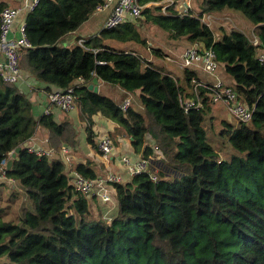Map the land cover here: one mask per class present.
<instances>
[{
  "label": "trees",
  "instance_id": "trees-1",
  "mask_svg": "<svg viewBox=\"0 0 264 264\" xmlns=\"http://www.w3.org/2000/svg\"><path fill=\"white\" fill-rule=\"evenodd\" d=\"M103 1L40 0L26 15L32 46L21 48V67L48 91L74 87L92 145L97 147L93 116L98 112L117 122L111 137H131L136 153H152L146 144L152 135L163 154L152 166L158 177L143 172L114 183L115 214L111 219L100 215L91 207L94 197L76 189L61 158L25 145L40 126L49 130L50 146L74 145L73 123L51 112L35 118L20 81L7 82L0 71V169L21 145L6 176L21 184L30 199L20 208V222L7 218L8 207L0 200V264H264V64L259 60L264 0H201L200 7L191 5L185 12L177 8L181 0L166 9L164 0H140L144 21L169 38L186 37L190 46L212 48L241 100L254 105L250 122L221 118L218 135L233 148L224 158L206 128L217 117L212 90L197 85L202 83L197 73L185 67L179 77L109 41L148 45L144 24L135 21L142 15L61 43ZM230 9L252 21L260 44L237 28L217 36L203 20ZM153 52L162 55L163 50L153 47ZM95 78L128 92L140 90L143 108L123 110L112 97L89 88ZM190 97L201 105L187 109ZM76 168L89 178L98 176L90 164ZM99 204L112 205L101 199Z\"/></svg>",
  "mask_w": 264,
  "mask_h": 264
},
{
  "label": "built area",
  "instance_id": "built-area-1",
  "mask_svg": "<svg viewBox=\"0 0 264 264\" xmlns=\"http://www.w3.org/2000/svg\"><path fill=\"white\" fill-rule=\"evenodd\" d=\"M40 0H25L22 7L6 6L0 13V55L5 58V62H0V71L3 79L7 82H19L24 77L23 68L21 67V48L30 47L32 43L26 34V26L23 23L17 31L14 26L19 14L24 10L30 12L36 8ZM174 0H164V9L174 4ZM181 3V2H180ZM183 4V3H182ZM190 3L183 4L186 11L190 8ZM111 9L109 16L105 21V28L111 29L117 27L128 20L138 18L142 15L143 5L140 0H104L97 6L96 10ZM209 18L203 17V20L209 25ZM251 42L255 45L260 44V39L254 33L249 36ZM80 44L84 43V39L78 40ZM259 60L264 64V49L259 53ZM183 66L190 67L194 64L202 65L208 72L214 73L220 65L216 52L212 48H205L203 45H194L188 48L183 55ZM212 90V101L222 102L228 111L237 119L243 122H250L254 116V105L251 106L241 100L237 91L230 85L221 80L215 83H197ZM50 101L60 107L64 111H72L77 106V98L74 87L66 89H55L49 93ZM186 108L196 105L200 106V101L191 98L185 101ZM130 106V99L121 103V108L127 110ZM49 113V111L47 112ZM98 149L107 160H111L116 154L115 143L109 133L103 134L98 139ZM42 152V151H40ZM46 153V152H44ZM64 153L68 154V148H64ZM120 162L127 169L129 176L132 178L135 174L143 172H151L153 163L150 158L144 156H132L128 154L120 155ZM67 161H71L67 157ZM7 162L0 169V178L6 176ZM8 169V168H7ZM158 168H154L151 175L157 179ZM73 183L77 190L84 192L90 196H97L105 203L113 201L115 195L114 183H124L126 179L119 173L111 171L107 173L106 178L102 175L96 178H89L79 172L77 168L71 169Z\"/></svg>",
  "mask_w": 264,
  "mask_h": 264
},
{
  "label": "crops",
  "instance_id": "crops-1",
  "mask_svg": "<svg viewBox=\"0 0 264 264\" xmlns=\"http://www.w3.org/2000/svg\"><path fill=\"white\" fill-rule=\"evenodd\" d=\"M0 4H3L4 7L6 6L22 7L25 4V0H0ZM179 7H181L180 4H178L177 8L179 9ZM110 12H111V9L95 10L91 14L89 19L86 20L79 29L67 34L63 38L61 43L70 44V43L75 42L78 36H89V35H93V34L100 32L102 28H105V21L107 17L109 16ZM26 15H27V11L23 9V11L17 17L16 23L14 26L15 31H17L19 27L23 23H25ZM204 16L207 17V19L208 17H210L209 18L210 23H212L213 18L216 17L211 14L204 15ZM155 33L157 34V32ZM147 39H148L147 46H143L142 44L133 43V42L123 43V42H117L114 40H109V41L114 42L119 46L136 50L137 52L142 54L144 57L153 61L156 65L167 67L179 77H183L185 66H183L182 60H183V55L185 51L194 45H202V44L196 43L190 46L189 41L187 39L185 40L184 38L183 42H181V45L179 46L180 50L171 52V51L165 50V48L163 47H160L163 50V53L162 55H158L153 52L154 45L151 39L148 36H147ZM160 60L163 62L158 63ZM5 61H6L5 58L2 55H0V62L4 63ZM190 68L197 73L202 83L212 84V83H215L217 80H221L227 85L231 86L233 84V80L225 72V70L224 72H218V69H217L216 71H214V73H211L205 70L202 67V65H199V64H194L190 66ZM23 72H24V77L20 81L21 90L27 92L29 97L31 98V101L33 103V114L35 118L38 119L43 113H47L49 111L53 113L55 118L59 121L70 120L73 123V126L77 132L76 142L74 145L63 143V145L60 146L59 148H55V147L50 146L49 144V130L46 129L45 127L40 126L37 129L36 133L31 138L30 142H28V144L30 145V148L32 150L46 152L49 156H52V157L55 156V157L61 158V160L65 163L67 170L69 172H71L72 168H76L77 164L82 162V163L90 164V166L94 168L98 176L104 173L107 174L111 171L117 172L119 170L123 174V177L126 179V181L130 180L131 177L128 176L129 173L127 169L124 166L121 168V164H120L121 162L119 158H120V155H123V154L124 155L132 154V156H135V157L140 156L134 150L131 137L125 134L123 135L118 134L116 136L115 138L116 154L112 157L110 161L107 160L98 149V139L103 134L109 133L111 135V133H114L118 127L117 122L106 117L101 112L94 114L93 130L96 134L95 139L97 141V147L92 145L87 139V134H88L87 133V120L83 117L79 104H77L76 108L72 111L62 110L60 107L54 105L49 99V93L52 90L59 89L58 87L52 86L53 89L48 91L45 89L46 85L38 81L31 74V72L29 71H23ZM203 73L206 75H209L211 80L209 79L207 80V78H204ZM92 84H94L95 86H98L99 88L98 92H100V88L106 85V82H104L101 79L95 78ZM124 92H125L124 100L121 101L120 104L123 103L125 100L130 99V106H131L132 105L131 97L130 96L125 97L126 94H130V92L128 93V91L126 90H124ZM191 98L192 97L186 100H189ZM217 104H222V105L224 104L222 102H214L213 112L218 115V113L216 112L217 110H215V106ZM219 109H221V107H219ZM220 111L221 110H218V112ZM64 148H68L69 150L68 154L64 153ZM67 157H70L71 161L68 162ZM8 180L12 181L13 179H8ZM94 203H95V199L93 198L90 201L91 207L93 209H94L93 207Z\"/></svg>",
  "mask_w": 264,
  "mask_h": 264
},
{
  "label": "rangeland",
  "instance_id": "rangeland-1",
  "mask_svg": "<svg viewBox=\"0 0 264 264\" xmlns=\"http://www.w3.org/2000/svg\"><path fill=\"white\" fill-rule=\"evenodd\" d=\"M200 1L201 0H181V3H190L193 5L194 8L200 7ZM180 3H177V6ZM179 10L181 12H185L186 8L179 7ZM198 10V9H196ZM213 22L211 23V27L214 29L215 33L217 36H220L223 31H229L233 28H237L240 30H243L248 36H251L253 34V24L252 21L246 17L242 11L237 10V9H230L226 10L225 12H220L218 14H214ZM145 16L142 15L141 18L138 20H135L136 22H142L144 24L143 26V34L146 32V36H148L154 47H163L167 51L175 52L176 50H180V45L181 42H183L184 38L186 40V37H183L182 40L180 39H171L167 36L166 31L161 29L160 27H157L155 24L151 22H146ZM157 32V34L155 33ZM190 43V41H189ZM143 45V44H142ZM147 46V45H143ZM201 46V45H199ZM171 49V50H170ZM163 61H159L158 63H162ZM24 69V68H23ZM224 65L220 64L218 67V72H224ZM226 72V71H225ZM204 78H207V80H211L209 75H206L203 73ZM100 92L104 95H109L113 99H115L117 102H121L124 100V90L117 84H111L107 83L106 85L102 86L100 88ZM129 93V92H128ZM139 94L140 90H135L131 91L130 94H126L125 97L130 96L131 97V102L132 105L135 108L142 109V103L139 99ZM221 107V109H219ZM214 110V106H213ZM212 110V114L216 115L214 122L211 120H208L206 122V128L209 137L214 141L216 147L220 150V154L222 158L226 157L229 155L230 152L233 151L232 146L228 142H221V139L218 135L221 126V118H226L229 119L232 122L238 123V120L228 111V109L222 105V104H217L215 106V110L218 113H214ZM218 110H221L218 112ZM67 114V113H65ZM114 140V139H113ZM115 143V140H114ZM146 144H149L151 146L152 153L150 154H144L143 152L137 153L140 156L148 157L151 159L153 165L157 166L158 163L156 160L159 158H163V154L160 151V149L157 148V142L155 139L152 137V135L147 136V142ZM116 146V144H115ZM155 151V152H154ZM132 155V154H131ZM120 163V162H119ZM121 168L124 166L122 163ZM125 167V166H124ZM117 173H121V171H117ZM103 177L106 178V173L102 174ZM129 176V174H128ZM92 198V197H91ZM95 203L93 204L94 210L100 213V215H103L104 217L107 216V218L111 219V217L115 214V200L113 198V201L110 202L112 205L111 207L107 206H101L99 204V198L97 196L94 197ZM0 200L2 201L3 205H6L8 207V217L9 219H14L16 222H20L21 218V211L20 208L22 205H30V199L27 195L26 189L22 187L21 184H19L15 180H8L5 178H0ZM103 208V210H101ZM102 211V213H101Z\"/></svg>",
  "mask_w": 264,
  "mask_h": 264
},
{
  "label": "water",
  "instance_id": "water-1",
  "mask_svg": "<svg viewBox=\"0 0 264 264\" xmlns=\"http://www.w3.org/2000/svg\"><path fill=\"white\" fill-rule=\"evenodd\" d=\"M180 6L181 7H183V4L182 3H180ZM89 88L90 89H93L94 91H98L99 90V88H98V86H95L94 84H89ZM28 144V142H26L25 143V145H27ZM22 149V146L20 145V146H18L17 148H15V150H13L12 152H11V157L8 159V161H7V168L8 169H11V167H12V165H13V160H14V158L17 156V154L20 152V150Z\"/></svg>",
  "mask_w": 264,
  "mask_h": 264
}]
</instances>
